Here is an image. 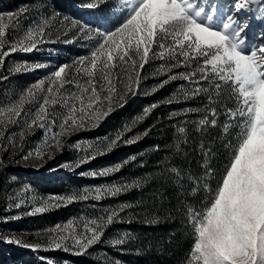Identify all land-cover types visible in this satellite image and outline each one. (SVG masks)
I'll use <instances>...</instances> for the list:
<instances>
[{"label": "snow or ice", "instance_id": "snow-or-ice-1", "mask_svg": "<svg viewBox=\"0 0 264 264\" xmlns=\"http://www.w3.org/2000/svg\"><path fill=\"white\" fill-rule=\"evenodd\" d=\"M255 3L257 0H240L237 8L247 9ZM102 4L109 6L104 19L111 27L91 29L86 24L79 26L82 33L94 32L95 35L88 38L95 40V46L90 56L75 62L76 75L70 78V66H60L51 74L47 85L41 80L26 89L16 101L0 106V139H3L10 125L19 123L22 124L18 134L21 141L25 130L31 132L34 127H39L46 130L45 147L59 149L62 146L61 137L86 126H98L115 107L122 106L121 102L129 94H136L141 80L139 70L149 61L150 54L153 58L170 62L167 67L161 65V75L198 61L196 70L170 74L159 87L175 79L191 81L196 87L190 91L181 88L183 98L191 99L204 94L207 99L204 111L213 117L209 120L205 115L201 120L193 121L197 129L215 126L217 106L223 105L225 133L232 127L238 131L234 137L235 143L229 141L227 145L229 156L215 187L208 182L215 177V173L207 164L203 177L187 175L194 185L192 191L202 188L206 198L199 209L185 205L187 222L193 235V246L186 264H264V44L246 43V25L240 24L231 15L219 16L217 8L209 0H90L84 6L94 9ZM13 15L8 13L7 17L11 19ZM58 15L53 12L50 16L42 17L39 24L27 29L15 41L6 39L9 25L3 22L5 17L0 15V67L11 53L31 52L42 43L46 30L53 26ZM64 20L68 18L64 17ZM72 24L76 26L75 21ZM26 67L16 65L13 70L21 71ZM197 73L199 80L207 82V87L194 79ZM77 77L83 78L84 83L81 84ZM117 83H123V88L118 89ZM69 85L76 90L67 91L66 86ZM226 86L230 89L233 107H227L222 100ZM173 102V99L166 101ZM26 105H35V108L26 111ZM155 107L157 105L144 109L143 115L136 120L144 119ZM56 108L63 111H54ZM125 131H130L127 125ZM177 131L182 136L186 134L183 127ZM122 135V132L118 133L109 147L114 146ZM125 142L132 143L134 140ZM15 144V139L9 138V145ZM179 146L178 143V149ZM0 149L8 150L4 144H0ZM201 150H204L203 144ZM45 154V151L37 148L23 158L34 155L42 159ZM208 155L206 152L205 156ZM129 159L135 160L136 157ZM122 166L116 165L92 175H108ZM170 171L178 179L181 178L180 170L172 168ZM138 186L139 183L133 181L131 184L98 188L94 190L95 198L115 196ZM72 199L75 197L68 198ZM125 207L131 205L106 210V216L84 225V234L72 235L81 252L101 240L105 229L113 224ZM34 211L43 212L45 208L38 207ZM89 224L92 226L89 227ZM69 227L73 225L70 223ZM127 237L128 234L124 233L110 243L122 245ZM7 242L20 243L17 240ZM52 243L56 248L61 247L56 240ZM34 247L38 248L39 245Z\"/></svg>", "mask_w": 264, "mask_h": 264}, {"label": "rangeland", "instance_id": "rangeland-1", "mask_svg": "<svg viewBox=\"0 0 264 264\" xmlns=\"http://www.w3.org/2000/svg\"><path fill=\"white\" fill-rule=\"evenodd\" d=\"M89 2L90 0H0V15L5 17L3 22L9 25L6 30V39L9 41L22 37L27 29L39 24L42 17L50 16L53 12L59 14L53 26L46 30L43 42L39 43L35 49L31 52L17 51L5 58L3 67H0V77L7 78L0 79V106H7L16 101L26 89L41 80L47 85L51 74L60 66L65 64L70 66V78L76 75L75 62L82 57L90 56L95 46V40L88 38L94 36V32L82 33L79 31V26L86 24L91 29L111 27L104 19L109 6L102 4L97 8L89 9L84 6ZM209 2L215 5L219 16L231 15L240 24L246 25V43L264 44V2L257 0V3L249 5L247 9L237 8L240 0H209ZM22 9L26 11L22 12ZM8 13L14 14L11 19L7 17ZM64 17L68 20H64ZM72 21L76 22V26H73ZM198 63V61L193 62L187 67L181 65L173 68L171 73L161 75V65L167 67L170 62L153 58L150 54V59L144 68L138 69L141 80L136 94H129L125 101L121 102L122 106L115 107L106 118L99 122L98 126H86L72 132L71 135L61 137L62 146L59 149L45 147L46 130L43 128L34 127L31 132L25 130L24 139L21 141L18 134L22 124L9 126L3 139H0V144L8 148L7 151L0 149V161H2L0 162V264H84L73 259L77 255L87 256L86 264H132L121 255L123 253L134 255L139 251L138 246H114L110 243L124 233L129 235L130 229L124 225L113 227L105 237H101L98 243L83 252L72 239V235L84 234L86 223L106 216V210L119 209L123 205L119 201L113 204L103 200L106 195L96 199L94 190L127 184L126 181L114 174L115 171L108 175H92V173H99L118 165L113 157L109 158V152L117 146L129 144L125 141L135 140L139 135L130 126V122L138 114L136 115L135 111L123 110L126 104L133 108L140 101L142 102L140 110L144 111L152 105L150 103L173 99L174 102L170 104L174 108L178 105L179 112L183 115L190 114L191 121H199L205 115L209 120L213 118L204 111L207 104L204 94L191 99L183 98L181 88L190 91L196 87V84L191 81L170 80L167 83L170 85V92L162 100L152 94L170 74L191 72L196 70ZM16 65H27V67L21 71H14ZM36 65H43V67H35ZM117 72H120V69H117ZM77 79L81 84L84 83L83 78L77 77ZM194 79L198 80L200 85L208 86L207 82L199 80V73ZM121 80H123L122 74ZM117 87L122 89L123 83H117ZM225 89L227 100L224 104L227 107H233L230 89L227 86ZM66 90L75 91L76 89L69 85L66 86ZM34 108L35 105L25 106L26 111L34 110ZM189 108L200 109V111H192L193 115L192 112L185 113L184 110ZM54 111L63 110L56 108ZM217 113L216 125L222 120L226 122L223 105L217 106ZM185 116L184 119L188 118ZM182 121L180 120V123ZM224 124H222L223 140L228 144L230 139L235 137L238 129L232 127L225 133ZM126 125L130 131H125ZM233 128H235V134L231 137L229 134ZM121 132L123 135L120 140L109 147L110 142ZM225 135H228V138ZM9 138L15 139V146L9 145ZM37 148L46 152L42 159L34 155L27 159L23 158L28 152H35ZM200 151L204 155L206 152L209 153L207 148L203 151L200 148ZM131 156L132 154L126 153L123 158ZM204 168L205 164L201 163L200 172L205 175ZM188 175L192 174L188 173ZM204 175L201 174L200 177ZM211 186L215 187L213 184ZM193 187L194 185L190 182L191 192ZM85 196L88 198L85 199ZM107 196L112 197V195ZM69 197H75V199L68 200ZM203 200L200 201V208ZM188 204L190 203H186ZM190 205L193 206V204ZM38 207H44L45 211L35 212V208ZM184 217L187 221L186 213ZM70 223L73 227H69ZM91 226L89 224V227ZM62 237L68 238L61 239ZM8 240H17L20 243H8ZM53 240L61 243V247L56 248L52 243ZM36 245L39 247H34ZM7 246L23 251L13 255ZM192 246L193 241L191 248Z\"/></svg>", "mask_w": 264, "mask_h": 264}, {"label": "trees", "instance_id": "trees-1", "mask_svg": "<svg viewBox=\"0 0 264 264\" xmlns=\"http://www.w3.org/2000/svg\"><path fill=\"white\" fill-rule=\"evenodd\" d=\"M169 92L170 85L165 84L152 94L162 100ZM226 95L224 88V102L227 100ZM141 103L139 101L133 108L126 104L123 110L135 111L136 115L141 116L144 112L140 110ZM150 104L157 107L152 108L144 119L137 121V116L130 122L131 129L139 134V138L132 143L117 146L108 154L118 165H123L114 174L121 176L120 179L127 184L137 181L140 186L131 187L112 197L106 195L103 199L113 204L116 201L122 202L123 205L119 208L131 205L120 212L117 218L120 221L115 219L105 229L103 237L113 227L124 225L130 229V233L122 245L139 247L134 255L123 253L121 256L125 260L132 264H186L193 235L191 227L184 219L185 205L190 203L200 208V201L206 198L202 188L196 192L190 191L187 175H204L200 172L201 163L207 164L215 173V177L209 182L215 185L229 156L228 144L224 142L222 134V124L225 121H220L214 127L205 126L198 130L189 118L190 114L185 116L180 113L178 105L174 108L165 100ZM171 110H174L175 115L169 113ZM184 116L188 118L184 119ZM180 120H183L182 123ZM180 127L186 129L184 136L177 131ZM233 134L235 128L231 129L229 136ZM230 141L235 143L234 137ZM201 144L209 151L207 158L200 151ZM126 153L132 154L136 159L123 158ZM125 161L128 162L124 163ZM172 168L180 170V179L170 171ZM7 247L13 255L23 251L12 246ZM73 259L86 264L87 256L77 255Z\"/></svg>", "mask_w": 264, "mask_h": 264}]
</instances>
